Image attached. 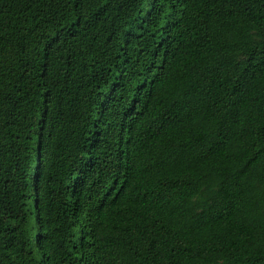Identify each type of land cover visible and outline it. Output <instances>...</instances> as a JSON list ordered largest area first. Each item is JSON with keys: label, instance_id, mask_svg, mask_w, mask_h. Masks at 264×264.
Instances as JSON below:
<instances>
[{"label": "trees", "instance_id": "trees-1", "mask_svg": "<svg viewBox=\"0 0 264 264\" xmlns=\"http://www.w3.org/2000/svg\"><path fill=\"white\" fill-rule=\"evenodd\" d=\"M0 264H264V0H0Z\"/></svg>", "mask_w": 264, "mask_h": 264}]
</instances>
